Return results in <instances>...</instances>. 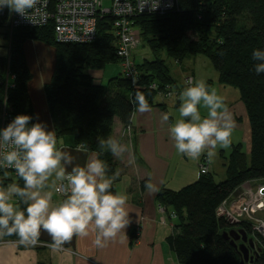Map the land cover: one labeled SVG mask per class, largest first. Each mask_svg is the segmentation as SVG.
I'll return each mask as SVG.
<instances>
[{
	"label": "trees",
	"instance_id": "trees-1",
	"mask_svg": "<svg viewBox=\"0 0 264 264\" xmlns=\"http://www.w3.org/2000/svg\"><path fill=\"white\" fill-rule=\"evenodd\" d=\"M131 21L141 42L155 56L135 63V87L121 74L104 84L95 83L88 75L121 62L116 55L112 18L105 16L98 19L96 38L88 44L57 43L50 26L5 34L8 57H0V99L5 96L11 120L24 114L32 117L30 123L36 122L27 92L31 74L22 46L28 40L51 46L55 62L44 92L56 137L70 136L75 145L100 153L98 141L111 137L114 120L129 124L136 110V93H144L151 105L158 92L175 86L165 61L157 58L159 52L178 64L188 57L208 59L218 82L239 92L250 126L249 153L246 157L240 144L232 146L223 181L214 182L211 173L201 175L178 191L160 190L156 201L175 214L176 232L168 244L178 264H239L240 254L222 233L242 229L248 236L251 228L244 223L231 225L217 217L215 210L242 184L264 183V74L253 71L251 59L254 48H264V0H175L174 7L162 15L142 14ZM6 77L12 78L7 88ZM153 83L156 90L150 88ZM99 158L107 163L108 174H115L111 189L115 192L113 155L104 150ZM14 182L23 184L17 177ZM146 182L148 179L140 182L141 190L146 189ZM259 240L263 248L252 264H264V242Z\"/></svg>",
	"mask_w": 264,
	"mask_h": 264
},
{
	"label": "clouds",
	"instance_id": "clouds-1",
	"mask_svg": "<svg viewBox=\"0 0 264 264\" xmlns=\"http://www.w3.org/2000/svg\"><path fill=\"white\" fill-rule=\"evenodd\" d=\"M155 7L159 0H154ZM36 0H0V9L7 8L25 17ZM152 8V9H155ZM253 71L264 74V48H254L251 53ZM187 86L179 93L178 116L168 126V135L178 154L198 159L201 154L211 160L217 147L227 149L231 144L235 120L216 89L210 88L203 79L189 78ZM155 87V85H153ZM134 103L140 113L150 112L151 107L144 95L135 94ZM207 110L205 116L200 109ZM167 122V114L162 116ZM29 115L18 114L0 127V172L14 170L18 180L4 184L0 181V238L17 237L14 243L34 246L41 230L53 239V247L74 236L88 237L95 232L92 241L97 248H104L110 241L123 235L130 223L127 196L113 192L115 174H108L107 163L100 159L104 150L113 156H128V163H135L131 148L118 139L101 138V152H92L83 166L76 165L70 171L72 156L57 146V137L43 122H32ZM87 150L86 145L78 146ZM61 183L64 196L53 204V191L49 188L50 177ZM146 188L152 185L146 182Z\"/></svg>",
	"mask_w": 264,
	"mask_h": 264
},
{
	"label": "crops",
	"instance_id": "crops-1",
	"mask_svg": "<svg viewBox=\"0 0 264 264\" xmlns=\"http://www.w3.org/2000/svg\"><path fill=\"white\" fill-rule=\"evenodd\" d=\"M31 49H33V53L39 49L46 55L45 72L37 66L38 62L36 63L32 59ZM22 50L31 74L27 92L32 104L35 121L43 122L49 130H53L44 87L49 83L52 76L55 62L54 49L40 42L28 40L24 42ZM0 57H8V49L6 55ZM209 68L208 63L199 59V56L184 59L175 70L168 67L170 76L175 83L174 88L179 92L183 90L184 79L187 76H192L194 81L203 79L210 88L216 89L217 93L224 98V103L235 120L233 134L240 132L241 140H243L246 147L245 153L248 155L250 126L239 92L233 87L220 84L216 72L211 71ZM88 75L98 84L99 81L94 78L91 71L88 72ZM11 79L9 77L10 82ZM178 106L179 99H161L156 96L150 105V112L140 113L135 110L132 113L129 121L130 134L124 132V126L117 119L114 120L111 137L128 145L136 157L135 163L129 164L127 154L121 157L113 156L117 176L114 190L126 194L127 208L130 212V223L124 230L126 239L121 235L110 241L106 247L97 248L92 243L95 232L90 231L88 237L74 236L54 248L52 237L44 230H41L34 246L18 245L14 243L16 240L0 238V264L177 263L168 244L169 237L176 232L174 229L175 223L173 219L168 218L170 212L168 209L162 206L161 209L164 210V213L160 212L156 195L162 189L178 191L200 178L196 161L178 154L173 147L174 142L168 135L169 124L174 123L178 116L176 111ZM200 112L202 116L207 114V110L204 108H201ZM165 114L169 117L167 122L162 120V116ZM235 145L237 144H233L231 141L228 150L230 151L232 146ZM57 146L68 152L73 158L72 164L66 168L67 171H70L71 167L76 165L83 166L92 153L82 148L78 150L80 145H75L73 138L70 136L57 138ZM216 151V156L210 160V173L217 171L218 164L226 170L225 166L229 156L223 157L226 149L217 147ZM15 179L16 175H7L3 177V183H11ZM145 179H148V182L151 183V190L148 188L141 190L140 182ZM57 183L58 181H55L54 175L50 177L47 190L53 191V204L61 200L54 192ZM255 185L256 183L253 186ZM136 232H138V240L136 244H132L131 240Z\"/></svg>",
	"mask_w": 264,
	"mask_h": 264
},
{
	"label": "built area",
	"instance_id": "built-area-1",
	"mask_svg": "<svg viewBox=\"0 0 264 264\" xmlns=\"http://www.w3.org/2000/svg\"><path fill=\"white\" fill-rule=\"evenodd\" d=\"M103 0H36L32 9L26 16H20L7 8L0 9V23L3 28L12 32L16 29H35L50 26L54 40L63 44H88L96 38V26L98 19L105 16L112 18V29L115 37L116 55L121 60V75L135 87L138 72L133 60V52L138 46L139 34L133 26L131 19L142 14L162 15L170 11L175 0H159L155 7L154 0H110V6L104 8ZM155 9H152L154 8ZM189 78L184 80V87ZM193 79V78H192ZM9 77L5 78L4 87H9ZM194 81V79H193ZM155 85V87H153ZM150 88L156 90V84ZM179 91L174 87L166 86L157 93L161 99H178ZM5 96L0 99V127L11 120L6 111ZM124 132L131 133L129 124L124 126ZM189 158V157H187ZM191 159V158H189ZM199 175H207L211 172L210 160L206 155L195 159ZM8 175H15L14 170H6ZM0 172V181L3 180ZM246 182L236 189L231 197L224 200L215 210L217 217L228 220L229 223H244L251 228L252 233L259 234L264 242V183ZM61 183L55 185V194L62 199L63 191ZM159 205L160 212L164 213ZM169 219L175 220V214L169 212ZM137 234L131 240L137 243Z\"/></svg>",
	"mask_w": 264,
	"mask_h": 264
},
{
	"label": "rangeland",
	"instance_id": "rangeland-1",
	"mask_svg": "<svg viewBox=\"0 0 264 264\" xmlns=\"http://www.w3.org/2000/svg\"><path fill=\"white\" fill-rule=\"evenodd\" d=\"M102 5H103L104 8L109 7L110 6V0H103L102 1ZM10 33L11 32L8 31L7 29L3 28L2 25L0 26V56L1 55H6V53H7L8 40H7L5 34L9 35ZM31 50H32V54H33L32 59L36 63L38 62L37 66L41 67L43 72H45V70H46L45 62L47 60L46 55H44V53L41 50H39V49H37V51H34V53H33V49H31ZM154 58H155V56L147 49V47L145 46V43L141 42V39L139 37L138 46L135 49V51L133 52L134 63L137 64V63H140L144 59L153 60ZM157 58H159L161 60H164L165 64L171 70H173V69L175 70V68L178 67V63H176L175 61H173L170 58H168L163 52H159V54L157 55ZM199 59H202L203 61H206L208 63V65H209V67H210L209 69H211V71H215L207 59L203 58L202 56H199ZM91 73L94 76V78L99 81L98 84H102L105 80L118 76L121 73V65H120V63H110V64H107L103 69H101V70H93V71H91ZM187 77H192V76H187ZM187 77H185V79ZM104 83H106V82H104ZM233 137H235V138H233ZM232 138H233V140H231V141L233 142V144H240L242 146V152L245 153L246 147H245V144L243 143V140H241L240 132L239 133L235 132V134L232 133L231 139ZM229 152L230 151L227 148L226 151H225V155L223 157L226 158V156L229 155ZM246 157H247V155H246ZM211 174L213 176L214 182H221V181H223L225 179V170H224V168L222 169L219 164L217 165V171L216 172H212ZM226 221H228V220H226ZM174 223L176 224V220H174ZM229 224H231V225H239V223H233V222L229 223ZM226 232H228V231H226ZM249 238L251 239V241L254 244V248H253L254 251L258 250V249L260 250L261 248H263V245H262V243L259 240V238L261 240H262V238H261V236L259 234L252 233V235H250ZM175 264H178V263H175Z\"/></svg>",
	"mask_w": 264,
	"mask_h": 264
},
{
	"label": "water",
	"instance_id": "water-1",
	"mask_svg": "<svg viewBox=\"0 0 264 264\" xmlns=\"http://www.w3.org/2000/svg\"><path fill=\"white\" fill-rule=\"evenodd\" d=\"M222 238L228 241L240 254L241 260L239 264H251L258 257L259 249L250 255V250H253L254 244L247 238V234L242 229L224 232L222 233ZM238 240L240 242L236 243Z\"/></svg>",
	"mask_w": 264,
	"mask_h": 264
},
{
	"label": "flooded vegetation",
	"instance_id": "flooded-vegetation-1",
	"mask_svg": "<svg viewBox=\"0 0 264 264\" xmlns=\"http://www.w3.org/2000/svg\"><path fill=\"white\" fill-rule=\"evenodd\" d=\"M249 236H250V235L247 236L248 239H250ZM250 240H251V239H250ZM239 242H240V241L238 240L236 243H239ZM255 251H256V250H255ZM255 251H254V250H250V255H252V253H254ZM259 254H260V252L258 253V255H259ZM255 260H256V259H255ZM253 261H254V260H253Z\"/></svg>",
	"mask_w": 264,
	"mask_h": 264
}]
</instances>
